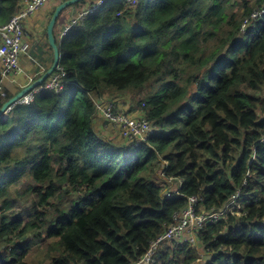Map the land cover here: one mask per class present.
I'll return each mask as SVG.
<instances>
[{
  "label": "trees",
  "instance_id": "obj_1",
  "mask_svg": "<svg viewBox=\"0 0 264 264\" xmlns=\"http://www.w3.org/2000/svg\"><path fill=\"white\" fill-rule=\"evenodd\" d=\"M22 1L0 0V26ZM138 1L108 0L59 38L65 90L0 121V264H133L189 197L211 212L239 190L197 248L170 243L155 264H264V17L242 32L264 0ZM125 92L123 112L156 128L137 146L98 130L97 103Z\"/></svg>",
  "mask_w": 264,
  "mask_h": 264
},
{
  "label": "built area",
  "instance_id": "obj_2",
  "mask_svg": "<svg viewBox=\"0 0 264 264\" xmlns=\"http://www.w3.org/2000/svg\"><path fill=\"white\" fill-rule=\"evenodd\" d=\"M51 1L53 0H23L11 20L7 24L0 26V102L4 101L8 96L5 87L6 81L19 86L20 89L23 90L35 83L50 69H47L45 66L38 63L33 56L29 55L31 44L26 40L28 37L26 23ZM107 1L108 0H98L91 8L79 13L67 25L62 37L74 27L82 24L88 15L102 7ZM125 3L129 5V8H136L139 5L138 0H125ZM263 17L264 7L254 9L251 15L244 20L242 32H245L254 21ZM23 55H27L28 60L37 65V72L34 75H28L26 77V84L18 81L19 76L26 74L21 65ZM66 76L67 73L64 67L59 63L56 70L44 81V83L34 88L27 95L10 106L2 115L1 121H5L9 117L15 106L34 102L36 95L41 92H63L66 87ZM97 110L107 125L120 133L121 139L134 142L136 146L148 142L149 138L156 132L154 125L145 116L135 118L132 115H128L121 111L114 101L98 102ZM165 164L168 166L167 162ZM164 176H166L165 173H163V177ZM184 182V179L177 180L173 176L168 177L167 183L169 186L165 190V197L170 199L174 198L183 187ZM242 201V192L239 190L233 195L224 209L206 212L204 208L205 199L202 195L189 197L186 208L174 214L173 223L163 234L152 242L147 253L133 264H155L164 246L178 241L190 243V241H184L186 235L192 233L199 235L206 226L214 225L224 220L229 213H234L244 205Z\"/></svg>",
  "mask_w": 264,
  "mask_h": 264
},
{
  "label": "rangeland",
  "instance_id": "obj_3",
  "mask_svg": "<svg viewBox=\"0 0 264 264\" xmlns=\"http://www.w3.org/2000/svg\"><path fill=\"white\" fill-rule=\"evenodd\" d=\"M65 0H55L53 4L47 6L45 9H44V12L47 16H50V18L52 17V15L54 14L57 6L63 2ZM90 8V6H87V0L84 1V3H81V4H76L70 8H68L67 10H65L61 17L59 18L56 26H55V29H54V32H55V36L57 38V40L61 37V34L63 32V30L66 28V25L68 24V21H70V18L71 16H77L82 10H88ZM73 12V13H72ZM49 23V22H48ZM46 29H42L41 31V34L38 35L39 38L43 41V43L41 42H38L36 40V29L33 28V31L31 29H28L27 25H26V32L28 33V37L26 38V40L28 42H30V44L34 47L33 49L30 50V53L29 55L30 56H33L37 59H43V58H46L45 55L47 54V52L51 53V47L49 46V43H48V40H47V35H46ZM50 48V49H49ZM48 49V50H46ZM28 60V57L27 55H23L22 56V67L26 70H29V67L32 65H34L33 63H29V62H26ZM41 62V61H40ZM35 66V65H34ZM6 86H8L11 90L17 92V89H15V87L13 85L10 84V82L8 81L6 83ZM112 99V97H111ZM114 100V102H116L118 104V108L121 110V111H126L128 109V111L130 110V108H128V105L129 107H132L133 104L135 106V102H134V96L132 97V94H129V92H125V93H122L117 99H112ZM125 100L126 103L127 101L129 100V102L127 103V106L126 108H124L122 106V101ZM133 100V101H132ZM124 109V110H123ZM98 130L103 134V135H107L108 137H111V139H117V136L118 135V132L117 130H115L114 128L110 127L107 125L106 122H100L98 123ZM119 141L121 142V138L119 136ZM28 183H24L23 186L27 185ZM75 198L78 197V195H74ZM200 235V234H199ZM199 235L196 234V233H192V234H188L185 236L184 238V241H190V243L188 244H193L194 245V248H197V245H199L201 243V241L198 243V238H199ZM186 243V242H184ZM196 245V246H195ZM35 256H33V260L32 262L34 264H40V261L39 259H34Z\"/></svg>",
  "mask_w": 264,
  "mask_h": 264
},
{
  "label": "crops",
  "instance_id": "obj_4",
  "mask_svg": "<svg viewBox=\"0 0 264 264\" xmlns=\"http://www.w3.org/2000/svg\"><path fill=\"white\" fill-rule=\"evenodd\" d=\"M54 1L55 0H53V1H51L47 6H49V5H51V4H53L54 3ZM85 1V0H84ZM98 0H87V6H90V8L92 7L91 5L94 3V4H96V2H97ZM63 2H65V1H63ZM63 2H61L60 4H62ZM59 4V5H60ZM58 5V6H59ZM47 6H45L43 9H41L34 17H32L31 19H29L28 21H27V23H26V25H27V27H28V29H31L32 31H33V28L34 29H36V40L38 41V42H41V43H43V41L39 38V36L38 35H40L41 34V31H42V29H43V27H44V29L45 28H47L48 29V25H49V23L48 22H50V20H51V18H50V16H47L46 14H45V12H44V9L47 7ZM57 6V7H58ZM68 9V8H67ZM66 9V10H67ZM65 11V10H64ZM63 11V12H64ZM84 10H82L81 12H83ZM62 12V13H63ZM80 12V13H81ZM73 13V12H72ZM62 15V14H61ZM61 15H60V17H61ZM59 17V18H60ZM76 17V16H75ZM74 18V16H71V18H70V21H68V24L71 22V20ZM59 20V19H58ZM67 24V25H68ZM67 25H66V27H67ZM47 29H46V35H47ZM65 30V29H64ZM64 30H63V32H62V34H61V37H62V35H63V33H64ZM34 32V31H33ZM60 37V38H61ZM47 40H48V35H47ZM50 46V45H49ZM34 47L31 45V49H33ZM50 49V48H49ZM46 50H48V49H46ZM51 50V53H49V52H47V54L45 55V57L46 58H43L42 60L40 59H37V58H35L34 57V59H36V61L38 62V63H40L41 65H43V66H45L47 69H49V68H51V64H52V61L54 62V53H53V50L52 49H50ZM49 51V50H48ZM41 61V62H40ZM26 62H29L30 64L31 63H33V62H31L30 60H27ZM34 65H32L31 64V66L29 67V70H26V69H24L25 70V72H26V74L25 75H22V76H19L18 77V81L20 82V83H23V84H26L27 83V76L28 75H34L36 72H37V65L35 64V63H33ZM53 65V64H52ZM39 80V79H38ZM8 81H6L5 82V87H6V90H8V91H10L13 95H14V97H16L21 91H23V90H21L20 89V87L19 86H17V85H15V84H13V83H10L11 85H13L14 87H15V89H17V92H15V91H13V90H11L8 86H6V83H7ZM110 100H112V99H110ZM104 121V120H103ZM102 121V122H103ZM105 122V121H104Z\"/></svg>",
  "mask_w": 264,
  "mask_h": 264
},
{
  "label": "water",
  "instance_id": "obj_5",
  "mask_svg": "<svg viewBox=\"0 0 264 264\" xmlns=\"http://www.w3.org/2000/svg\"><path fill=\"white\" fill-rule=\"evenodd\" d=\"M83 1L84 0H67V1L63 2L62 4H60L56 8L54 14L52 15V18L49 22L48 29H47L48 43H49V45H50V47L54 53L53 65L39 80H37L31 86H29L26 89H24L23 91H21L16 97H14L13 99L9 100L7 103L4 104V106L0 110V121H1L2 115L5 113V111L10 106L15 104L18 100H20L23 96L27 95L34 88H36V87L40 86L42 83H44V81L56 70L57 66L61 62V55H60V51H59V47H58V43H57V38H56L55 32H54L55 26L58 22L60 15L62 14V12L64 10H66L67 8H70V7L76 5L80 2H83Z\"/></svg>",
  "mask_w": 264,
  "mask_h": 264
}]
</instances>
